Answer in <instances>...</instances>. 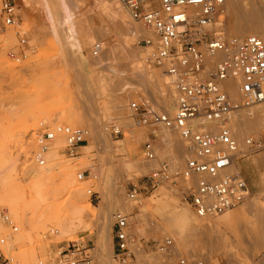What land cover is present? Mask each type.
Instances as JSON below:
<instances>
[{
    "label": "rangeland",
    "instance_id": "1",
    "mask_svg": "<svg viewBox=\"0 0 264 264\" xmlns=\"http://www.w3.org/2000/svg\"><path fill=\"white\" fill-rule=\"evenodd\" d=\"M15 1L20 12L19 22L15 26L8 27L7 30L0 31L2 35L9 30H13L16 34L15 40H0V161L8 153L16 155V175L19 177L16 176L15 179L12 177L15 182L10 179L5 182L0 180V194L5 200L0 206V211L4 208L7 209L19 227L18 233L13 238H16V235L20 233L24 235V238L16 242L11 254L3 251L8 260H11L10 263L4 264H24L32 260H35L34 264L40 262L49 264L55 260L62 247L66 248L69 241H77L85 246L86 253L93 259V264H103V262L121 264L117 260H113L115 244L112 232L113 223H115L113 215L122 212L116 208L119 207L120 199L129 203L133 202L128 198V192L133 186H144L147 176L154 168L151 167L145 173L121 170L117 181L107 185L99 183V179L97 180L91 175V168L93 164L96 167L106 166L103 162L111 157L106 154L108 146L115 152L113 164L120 165L134 154H137L138 160H144L143 147L151 131L148 128L139 127L134 120H130V122L124 118L128 115L131 116L128 109L131 97L149 96L162 110L163 108L157 99L151 96L150 92H145L141 88V85L138 86L137 91H124L125 83H129L131 78L135 76V68L128 60L121 58V56L126 55L122 41L125 37L123 31L121 32L123 35L113 32L94 40V43L99 40L104 41L105 49L99 56L95 57L92 54L93 46L89 47L86 53L91 59L101 57L104 51L114 44H118V58L108 63L103 70L96 69L92 73L88 72L86 59L77 52L78 45L80 42L86 43L87 40L93 38L92 23H101L104 24L103 26H113L114 24L102 13V11L104 12L103 7H99V9L97 5L94 6L95 0H84L87 5L84 12L78 13L75 18L63 23L60 27H54L47 21L38 3L39 0H31L30 4H25L26 6L22 0ZM262 1L264 4V0ZM116 3L120 5L117 1ZM121 8L124 12L126 11L123 6ZM128 19L130 20V18ZM231 22V17L225 8L217 19V23L222 24L219 29L224 36H235L229 33L230 28L228 27ZM22 36L28 39V45L25 47H19ZM143 36L145 35H135L132 38L133 49L146 57L148 56L146 55L147 51L141 41L142 38H140ZM21 50H24L25 54L20 53ZM145 64L149 65L146 60ZM148 67L153 72L159 71L162 77L165 75L163 69L155 65L151 64ZM121 103L123 106L117 108V105ZM169 112L170 114L174 113V111ZM59 113H69L75 117L72 122L63 121L54 124L52 118ZM114 123L122 126L123 134L115 136L107 130L108 126ZM49 124L53 127L62 124L88 126L92 133H101V139L94 141L93 144L87 141L78 148L76 156H71L65 150L62 151L65 159H71L69 160L70 163L79 167V169H74L77 178L78 173L86 171V177L90 176L91 180L89 178L90 181L88 179L83 180L87 183V185L85 183V188H92L96 193L94 196L88 194V199L95 207L98 221L89 219L91 228L78 230L74 238L67 236L64 237L65 239H61L50 236L51 228L56 227L54 225L58 218H66L70 221L74 217L67 203L70 198V190L73 187L72 184H74L71 175L62 177L60 174H56L39 180L29 178V172L34 167H38L30 159L32 152L36 150L31 132ZM159 129L162 130V128ZM132 132L134 133L132 134ZM159 134L164 138L162 133ZM249 136L260 140L264 146V131L248 130L245 138H242L243 144L240 143L242 146L244 140ZM174 138L180 142L178 135ZM120 139L124 140L123 146L115 145L114 141ZM88 144L91 146L90 151L84 149V145ZM158 148L159 160L172 158L176 162L175 167L184 165V158L179 156L175 142L172 149L167 150L169 154L167 151L165 153L164 150V148L166 149L165 138L159 142ZM160 152L162 153L160 154ZM78 156L86 158L83 157L79 160L76 159ZM88 156H91L90 160ZM85 159H88V165ZM241 162H245L246 165H242ZM155 164L157 166L156 162ZM237 165L238 169L242 170L246 176L247 181L251 180L253 189L249 185V193L245 201L236 208L229 210V213L243 210L248 198L260 197L263 199L264 147L241 159ZM16 180H21V183ZM163 185L175 196L180 207L192 211L190 206L183 202L178 190L171 188L169 184H160L157 189L143 193L142 199H145L146 202ZM121 186L123 190L119 193L117 188H121ZM24 199L30 200L31 206L24 205ZM142 203L140 204L142 205ZM226 213L209 219L219 220ZM129 214L134 221L133 232L138 248H141L146 256H152L149 260L150 263L146 259L144 260L146 258L144 257L140 264H179L176 256L169 257L156 248L158 242L162 243L167 236H174V233H170L172 228L170 227L171 230L168 228V222L159 213V210L149 206L143 211L133 209ZM152 222L155 224L153 225ZM0 227V239L7 237L11 232L10 227L1 220ZM163 227L168 228L167 231ZM98 232L104 237L100 243L97 242ZM214 235L211 234L209 239H195L193 247L181 248L182 254L187 258L194 256L203 259L207 264H242L243 262L246 264H264V260H261L264 257L263 244L251 247L246 241H243L240 247L242 259L235 258L238 261L236 262L234 257L227 253L229 249L225 240ZM256 235L253 234V237ZM174 237L176 238L177 235ZM205 240L206 242H204ZM8 241L9 239L0 246H4ZM182 243L179 241L178 245ZM204 243L206 245L203 246ZM182 245L184 246V243ZM138 262L139 256L135 254V258L130 264H139Z\"/></svg>",
    "mask_w": 264,
    "mask_h": 264
},
{
    "label": "built area",
    "instance_id": "2",
    "mask_svg": "<svg viewBox=\"0 0 264 264\" xmlns=\"http://www.w3.org/2000/svg\"><path fill=\"white\" fill-rule=\"evenodd\" d=\"M117 1L134 21L154 34L141 40L151 48L147 62L170 77L176 103L170 114L149 96L130 98L132 119L151 131L144 143L143 159L156 162L157 166L144 186H133L128 198L135 201L160 184H169L178 190L197 218H213L236 208L249 193L247 180L237 164L264 146L253 136L241 146L233 136L232 117L264 103V40L255 34L238 38L217 33L214 26L226 0ZM19 18L15 0H0V31L17 25ZM104 43L97 41L94 53H101ZM27 45L28 39L22 36L19 47ZM20 53L25 54L24 50ZM229 84L237 86L238 99L230 94ZM159 128L172 131L184 142V165L175 167L172 158L159 160ZM108 130L115 136L123 134L119 124L109 125ZM90 132L88 127L67 124L34 129L31 136L36 150L30 159L38 166L46 165V152L59 140L64 141L68 154L76 156ZM86 178V171L78 173L80 181ZM88 194L96 193L89 188ZM0 220L11 229L7 237L0 239L3 244L18 233L19 227L5 208L0 211ZM133 226L131 214H115L114 260L121 264H130L135 258L138 243ZM156 248L169 257L176 256L179 264H207L203 259L180 253L174 236H167ZM60 250L49 264H93L86 247L77 241H69ZM10 261L0 246V264Z\"/></svg>",
    "mask_w": 264,
    "mask_h": 264
},
{
    "label": "bare ground",
    "instance_id": "3",
    "mask_svg": "<svg viewBox=\"0 0 264 264\" xmlns=\"http://www.w3.org/2000/svg\"><path fill=\"white\" fill-rule=\"evenodd\" d=\"M30 1L31 0H22V3H24V5L25 4L28 5L30 4L29 3ZM116 1L117 0H95V2H93L94 6L97 5V8L103 7L104 12L102 11V13H104L105 17L111 20L112 21L111 23L114 24L113 26L106 24H105L106 26H103L104 24L102 25L101 23H97V22L92 23L93 38L87 40L86 43L80 42L77 48L78 54L83 55V58L86 59V62L88 63L87 70L89 73L94 72L96 69L103 70L108 63H111L118 58L117 56L118 44L110 45V47L104 51L101 57L95 59H91V57L87 55L86 53L87 49L93 46L92 54L93 56L97 57L103 51L98 54L94 53V44L96 43V42L94 43V40L98 37L101 38L103 35L104 37L110 35L113 32H117L123 35V33H121L123 31L125 33L124 35L125 37L122 39V41L125 46L126 55L121 56V58L128 60V62L132 64L133 68H135V76L131 78L132 81V82L130 81L131 83L130 82L125 83L124 91H128V90L129 92L137 91L138 86L141 85V88L145 92H150L151 96L157 99L159 105H161L163 110L167 112L175 111L176 108L175 96H174L175 93L172 88L170 77L167 76L166 74L162 77L159 74V71L156 72L151 71L150 67H148L150 64L149 65L145 64V60L147 61L148 56L145 57L144 55L139 54V52L134 51L135 49H133L132 38L135 35L137 36L145 35L143 37H140V38H144L146 36H154V34L151 31L146 30L142 25H140L136 21H134L131 18L128 11L126 10L124 12L123 9L121 8L122 5L121 4L118 5ZM38 3L42 8L45 18L54 27H60V25H62L63 23L72 20L73 18L76 17L78 13L81 14L82 12H84V10L86 9L85 7L87 6L84 0H39ZM225 8L228 14L230 15L232 21L231 25L228 27L230 28L229 29L230 34L235 35L234 37L240 38V37H245L246 35H248V33L250 34L254 33L255 35L260 36L264 40V4L262 0L261 2L260 0H226L224 9ZM128 18H130V20ZM221 26H222L221 23H217L214 26L218 34H223L219 29ZM1 39L4 41L15 40L16 34L13 30H9L4 35L0 33V40ZM104 47H105V43H104ZM150 49H151L150 46H145V50L147 51L146 55H148ZM228 88L232 97L238 99L239 91L237 86L233 84H229ZM120 106H123V103L117 105V108ZM241 112L242 111H239L233 114L231 127L233 130L234 138L243 144V139L245 138L244 136L247 134L248 130L258 129L264 131V103L256 107H253L249 110H243V113ZM74 117L75 116L73 114L59 113L52 118L53 119L52 122L54 124L63 121L72 122ZM124 118H126L129 121L133 120L131 116L129 117V115L125 116ZM88 128L91 131L90 136L88 138V142H91L93 144L94 141L101 139V133L100 134L92 133L91 128L90 127ZM158 132L162 133L163 137L165 138L166 141V149L164 148L165 153L167 150L170 151L172 149L173 143L175 142L179 156L181 158L185 157V144L184 142L181 141V139L180 142L179 140H176V138L173 139V137L176 136L175 133L164 128H162V130L159 129ZM133 133L134 132H132V134ZM164 138H162L161 136V140H164ZM178 138L180 137L178 136ZM123 143H124L123 139L114 141V144L118 146H123ZM137 147L138 145L136 146V149ZM90 148H91L90 144L84 145L85 150L90 151ZM110 148H111L110 146L107 147L106 154L107 156H111V157H109V159L103 162L104 164H106V166L96 167L93 164L91 168V172H90L91 175L94 176V178L96 177L97 180L99 179V183H103L104 185H107L110 182L115 183L117 181L118 174L120 173L121 170L123 171L124 169L128 171L145 173L148 172L151 167L154 169L156 167L155 162H149L146 161L145 159L138 160L136 158L137 154L132 155L131 157H129L128 160H126L124 163L120 165L116 163L113 164L115 161L113 158L115 152L112 151ZM63 150L66 151L65 143L64 141L59 140L46 152L45 158L47 164L44 166H38V167L36 166L29 172V178L33 180H39L42 179L43 177L54 176L56 174H60L62 177L71 175V177L74 180L73 182L74 184H72L73 187L69 193L70 198L68 199L67 202L68 207L71 209V211L74 214V217H72L70 221L66 218L60 217L57 219V223L54 225L56 227L51 228L50 236H54L56 238H61V239L67 236L74 238L78 230L91 228V224L88 221L89 219H91L92 221L94 220L98 221L95 207L88 199L89 198L88 189H86L87 187L85 188L87 183L85 181H80L76 177L74 169L76 168L79 169V167H77L76 164L72 165L70 163L71 161H69L71 159L69 160L65 159V156L62 155ZM161 153L162 152H160V154ZM83 157L78 156L76 157V159L81 160ZM88 157H89L88 159L90 160L91 156ZM87 160L85 161L86 163L88 162ZM16 162H17L16 155L14 156V154L12 153L6 154L5 158H3V160L0 161L1 163L0 180L5 182V181H9L8 179L13 180L12 177H14V179L16 178L17 176ZM89 177L90 176H88V178ZM88 178H86V180ZM89 179L91 180V178ZM89 179L88 181H90ZM13 182H15V180H13ZM19 182L21 183V180ZM121 190H123L122 186L121 188L119 187L117 188V192L120 193ZM153 194L154 196L150 197V199L147 200L146 202L144 201L145 199H142L141 196L137 200L130 203L120 199L119 207L116 208L122 211V213L123 212L130 213L133 211V209H140L143 211L147 209L149 206L157 208L159 210V213H161V215L167 220L168 222L167 224L169 226L168 228L170 227L172 228V232L170 231V233H174L173 234L174 236L177 235V237L179 238L177 240L184 243V246L182 245L183 243L178 245L177 249L180 253H182L181 248L183 249L184 247L185 248L193 247L195 239L196 240L197 239L200 240V238L207 239L209 236H211V234L213 235L215 234L218 237L223 238L229 249L228 250L229 252L227 253L232 255L234 259L237 258L238 260L242 259L240 253V247L243 241H246L251 247H255L259 244L264 245V197H263L264 195L262 196L263 199L260 197L248 198L247 204L245 203L246 207L241 211H237L234 213H229V211H227V213L225 212L226 214L223 217H221L219 220H211L209 218L207 219L197 218L192 211H189V209L180 207L175 196L164 185L161 186L160 189ZM4 201H5L4 198L0 194V206ZM24 201H25L24 205L31 206L30 200L24 199ZM141 202H143L142 205L140 204ZM13 210L15 209L13 208ZM114 210L116 211L117 209ZM113 219L115 220V213L113 215ZM31 224L34 223L31 222ZM168 228H164V230L167 231ZM253 234H257L256 237H253ZM23 238L24 235L22 233H20L19 235L17 234L16 238L13 237L9 238V241L4 246L2 245L1 249L4 252L11 254L16 242L22 240ZM204 242H206V240ZM204 245L206 244L204 243L203 246ZM135 251L136 254L139 256V262H138L139 264L144 257H146L144 258V260L146 259V261L150 263L149 260L152 256L151 257L146 256L141 248H137ZM113 260H114V256H113ZM261 260L263 261L264 257ZM235 261L238 262L236 259ZM34 262L35 260H32L30 262L29 261L25 262L24 264H34ZM103 264H115V263L103 262Z\"/></svg>",
    "mask_w": 264,
    "mask_h": 264
},
{
    "label": "crops",
    "instance_id": "4",
    "mask_svg": "<svg viewBox=\"0 0 264 264\" xmlns=\"http://www.w3.org/2000/svg\"><path fill=\"white\" fill-rule=\"evenodd\" d=\"M241 163H242V165H246L245 162H241ZM241 171H242V170H241ZM242 173H243V172H242ZM243 175H244V173H243ZM244 177L246 178L245 175H244ZM246 180H247V178H246ZM247 183H249V184H248V187H249V185H250V187L253 189V184H252L251 180L247 181ZM103 238H104V237H102V235L100 234V232H98L97 242L100 243V242L103 240ZM97 242H96V243H97Z\"/></svg>",
    "mask_w": 264,
    "mask_h": 264
}]
</instances>
